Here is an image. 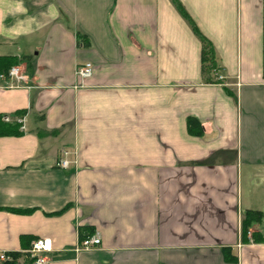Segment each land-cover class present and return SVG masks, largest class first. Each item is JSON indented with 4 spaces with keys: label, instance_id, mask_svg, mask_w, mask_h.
Instances as JSON below:
<instances>
[{
    "label": "crops",
    "instance_id": "1",
    "mask_svg": "<svg viewBox=\"0 0 264 264\" xmlns=\"http://www.w3.org/2000/svg\"><path fill=\"white\" fill-rule=\"evenodd\" d=\"M177 1L213 73L171 0H0V115L21 125L0 135V255L264 264V0Z\"/></svg>",
    "mask_w": 264,
    "mask_h": 264
},
{
    "label": "trees",
    "instance_id": "2",
    "mask_svg": "<svg viewBox=\"0 0 264 264\" xmlns=\"http://www.w3.org/2000/svg\"><path fill=\"white\" fill-rule=\"evenodd\" d=\"M173 5L175 6L176 10L178 11V13L185 18L192 31L197 35V37L199 38L201 44H202V52H201V64H202V72H208V73H213V71L215 70V62H214V52H213V48L211 47V45L209 44V42L198 32V30L196 29V27L194 26V24L189 20L186 12L184 11V9L182 8V6L178 3L177 0H171ZM4 64L5 69H9L12 65L16 64V61L14 59L11 58H4L0 60V65ZM17 116H22L23 112H16ZM197 124V122L195 120L192 119H188L187 125H188V129L190 131H192L193 126ZM20 123L15 122V121H4L2 120V116L0 115V135H19L21 134L20 131ZM198 132V131H197ZM13 212H24L21 210H12ZM261 214L260 212L257 211H246L244 213V217L241 223V241L242 242H247V233L249 231L251 222L256 219H260ZM29 240L30 238H26L24 236L20 237V241L25 244V241ZM26 249L30 248V245H25L24 246ZM225 258L229 261H234L235 257L231 254H229V249H226L225 251ZM10 257L9 261H4L2 262L3 264H14L13 262L19 257L18 253H11L8 255ZM33 261V260H31ZM30 261V262H31Z\"/></svg>",
    "mask_w": 264,
    "mask_h": 264
},
{
    "label": "built area",
    "instance_id": "3",
    "mask_svg": "<svg viewBox=\"0 0 264 264\" xmlns=\"http://www.w3.org/2000/svg\"><path fill=\"white\" fill-rule=\"evenodd\" d=\"M91 73V64L86 63L82 66H78L76 68V75L79 77H86L89 76ZM9 77L14 78L18 81H23L24 76L21 74L18 67H12L8 72ZM6 121L8 118H4ZM19 121V120H18ZM20 123V121H19ZM68 151L61 150L60 158L56 162V166L61 168H66L68 165ZM100 240L96 236H91L83 239L80 243V248L88 250L92 247L98 246ZM51 250V240L49 239H38L32 242L30 248L27 250V253L30 255L31 258L34 259V264H46V259L43 257V253L48 252ZM8 256L0 255V259H7Z\"/></svg>",
    "mask_w": 264,
    "mask_h": 264
}]
</instances>
